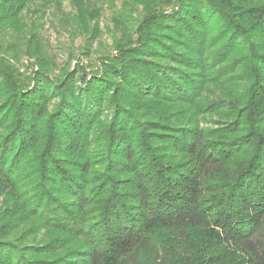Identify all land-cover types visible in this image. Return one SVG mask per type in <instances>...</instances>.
Returning <instances> with one entry per match:
<instances>
[{"label":"trees","instance_id":"1","mask_svg":"<svg viewBox=\"0 0 264 264\" xmlns=\"http://www.w3.org/2000/svg\"><path fill=\"white\" fill-rule=\"evenodd\" d=\"M124 1L89 76L0 59V264H264V0Z\"/></svg>","mask_w":264,"mask_h":264},{"label":"rangeland","instance_id":"2","mask_svg":"<svg viewBox=\"0 0 264 264\" xmlns=\"http://www.w3.org/2000/svg\"><path fill=\"white\" fill-rule=\"evenodd\" d=\"M124 2L92 0V6L100 9V17L91 24H95L97 34L92 39L90 33L77 31L72 20L75 10L68 0H33L22 14V23L25 25L23 34L17 35L11 29L0 28V59L14 66L23 77L32 76L38 67L36 59L28 55V47L30 37L35 35L40 55L48 63L49 76L58 77L63 70L73 71L76 66L83 70V75L89 76L97 72L102 60L115 56L112 47L114 41L125 34L135 39L132 28L117 26L112 20L117 13L125 11L132 19L137 18V13L125 9ZM41 234L36 236V241H40ZM32 240L29 239L27 243Z\"/></svg>","mask_w":264,"mask_h":264}]
</instances>
